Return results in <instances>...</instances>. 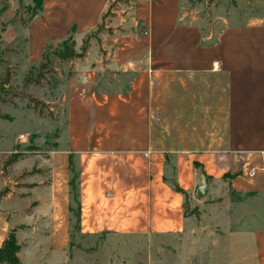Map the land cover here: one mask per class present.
Wrapping results in <instances>:
<instances>
[{"label":"crops","instance_id":"obj_1","mask_svg":"<svg viewBox=\"0 0 264 264\" xmlns=\"http://www.w3.org/2000/svg\"><path fill=\"white\" fill-rule=\"evenodd\" d=\"M183 1L44 2L25 36L32 63L70 34L82 45L115 3L111 26L121 30L92 39L76 61L35 206L23 215L15 198L0 201V249L18 222L26 261L67 262L75 170L84 235H172L188 242V264H264V22L230 26L213 42L184 21ZM16 9L3 16L6 46L19 37ZM107 74L125 84L103 91Z\"/></svg>","mask_w":264,"mask_h":264},{"label":"rangeland","instance_id":"obj_2","mask_svg":"<svg viewBox=\"0 0 264 264\" xmlns=\"http://www.w3.org/2000/svg\"><path fill=\"white\" fill-rule=\"evenodd\" d=\"M15 2L17 9L11 23L16 28L18 39L6 46L2 33L8 22L4 13ZM132 0H118L120 4L130 5ZM38 0H0V201L3 197L16 199L17 213L25 214L35 206L32 198L38 187V181L48 170L47 165L40 166L48 158L49 151L57 145L61 133L66 127L67 86L74 74L75 63L83 58L92 39L102 33L120 31L121 27H112L116 18L118 3L107 13L100 28L78 45L75 38L51 44L49 52L53 63L45 71L40 84L26 85V78L33 70V77L42 62H30L26 56V37L28 27L34 17L33 8ZM184 21L199 26L204 34L212 35V41L230 26H244L264 22V0H184L182 4ZM114 26V25H113ZM70 36H74L70 34ZM84 43L86 52L82 55ZM66 47L73 49L76 57L64 59L58 57ZM46 49V48H45ZM45 51V50H44ZM126 77L107 74L103 80V91H114L125 84ZM15 155L21 158L12 162ZM20 160H22L20 162ZM45 184L46 181L44 180ZM205 197V196H204ZM203 197V198H204ZM207 198V196H206ZM233 199H238L233 196ZM219 200H206V204L220 203ZM77 209V202H72ZM186 212L202 222L200 206L188 204ZM12 232L24 227L12 222ZM71 223L70 243L67 248L65 264H188L182 258L189 257L188 242H181L174 236H123L114 234L84 235ZM17 237V236H16ZM176 240V241H175ZM18 241V240H17ZM20 246V245H19ZM203 256V248L200 250ZM20 264H34L26 261V254L17 255ZM39 261V260H38ZM37 262V260H36ZM203 257L199 264H203Z\"/></svg>","mask_w":264,"mask_h":264},{"label":"trees","instance_id":"obj_3","mask_svg":"<svg viewBox=\"0 0 264 264\" xmlns=\"http://www.w3.org/2000/svg\"><path fill=\"white\" fill-rule=\"evenodd\" d=\"M47 0H38V2H35V7L33 8V15L32 17H35L38 15L40 11L43 9L44 2ZM74 36H69L66 40L70 38L73 39ZM90 36L87 37L89 39ZM64 40V41H66ZM63 41V42H64ZM65 43V42H64ZM84 43V47L82 50V55L86 52L87 46ZM51 45H47L45 51L42 55V62L37 68L38 74L36 77H33V70L29 73V75L26 78V85L30 83H36L40 84L42 79L45 76V71L50 67V64L53 63V54L49 52V47ZM67 45L65 44V47ZM58 57L64 58V59H70L73 57H76V53L73 49H70L66 47L64 51L61 52V54H58ZM21 158L20 155H15L12 162H17ZM175 188L178 191H182L178 186L174 185ZM71 195H72V202H77V209L75 210L74 207H71V223H75V229L81 233V203H80V193H79V176L74 170V176L71 181ZM20 251V246L17 241V237L15 234L11 231L9 234L8 239L4 242L3 247L0 249V264H20V260L18 259L17 255Z\"/></svg>","mask_w":264,"mask_h":264},{"label":"water","instance_id":"obj_4","mask_svg":"<svg viewBox=\"0 0 264 264\" xmlns=\"http://www.w3.org/2000/svg\"><path fill=\"white\" fill-rule=\"evenodd\" d=\"M207 194V189L206 188H202L198 191V195L200 197H204Z\"/></svg>","mask_w":264,"mask_h":264}]
</instances>
